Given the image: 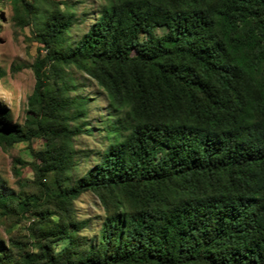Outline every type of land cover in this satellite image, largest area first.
<instances>
[{"label": "trees", "instance_id": "trees-1", "mask_svg": "<svg viewBox=\"0 0 264 264\" xmlns=\"http://www.w3.org/2000/svg\"><path fill=\"white\" fill-rule=\"evenodd\" d=\"M9 1L46 54L24 125L0 109V145L44 148L32 150L35 192L0 193L1 213L34 220L27 237L0 232V264H264V0H98L75 45L72 6ZM71 68L110 111L99 149L80 152L96 161L83 176L73 139L93 128ZM86 192L103 212L93 237L74 205ZM72 236L65 262L54 243Z\"/></svg>", "mask_w": 264, "mask_h": 264}, {"label": "rangeland", "instance_id": "rangeland-1", "mask_svg": "<svg viewBox=\"0 0 264 264\" xmlns=\"http://www.w3.org/2000/svg\"><path fill=\"white\" fill-rule=\"evenodd\" d=\"M30 1V0H28ZM60 3L62 9L72 6L76 11V23L70 33V42L75 45L95 23L100 13L98 0H54ZM40 10H43L40 7ZM13 7L9 0H0V109L7 113L6 119H1L8 125H24L26 120L28 99L35 86V76L32 65L41 53L45 55L44 45L37 40L34 25L20 27L13 19ZM159 34L162 30L158 31ZM73 80L74 90L71 96L89 98V124L93 128L91 136L81 135L73 139L74 148L80 152L99 149L101 135L99 128L108 117L109 105L103 91L89 76L75 68L69 70ZM44 148L42 140L33 139L31 142H19L12 147L0 145V193L24 198V193L35 192L33 182L35 163L33 151ZM78 176H83L96 165L93 158L86 160L80 153ZM77 215L89 224L80 235L96 236L102 222L103 212L99 201L90 192L82 194L74 202ZM30 212H23L15 206L8 213L0 211V232L6 239L10 234L27 237L33 225ZM34 240H32L33 242ZM36 249V242H33ZM56 256L65 262L76 257L77 242L75 236L54 243Z\"/></svg>", "mask_w": 264, "mask_h": 264}]
</instances>
